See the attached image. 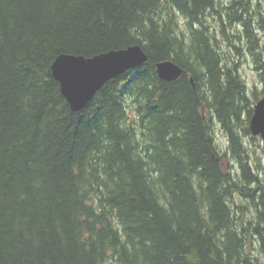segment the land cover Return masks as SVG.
Wrapping results in <instances>:
<instances>
[{
	"label": "trees",
	"instance_id": "1",
	"mask_svg": "<svg viewBox=\"0 0 264 264\" xmlns=\"http://www.w3.org/2000/svg\"><path fill=\"white\" fill-rule=\"evenodd\" d=\"M245 2L0 0V264H264V187L233 129L245 84L218 38L242 22L264 74ZM131 44L148 60L71 110L55 56ZM164 59L185 71L160 79Z\"/></svg>",
	"mask_w": 264,
	"mask_h": 264
},
{
	"label": "water",
	"instance_id": "2",
	"mask_svg": "<svg viewBox=\"0 0 264 264\" xmlns=\"http://www.w3.org/2000/svg\"><path fill=\"white\" fill-rule=\"evenodd\" d=\"M147 60L148 55L143 48L139 44H131L91 56L59 53L53 59L50 70L59 82L60 91L71 110L79 111L106 81L141 66ZM155 70L158 77L164 81H173L185 71L171 59L157 61ZM189 79L193 83L192 77ZM249 130L264 141V93L253 105Z\"/></svg>",
	"mask_w": 264,
	"mask_h": 264
},
{
	"label": "rangeland",
	"instance_id": "3",
	"mask_svg": "<svg viewBox=\"0 0 264 264\" xmlns=\"http://www.w3.org/2000/svg\"><path fill=\"white\" fill-rule=\"evenodd\" d=\"M229 1L230 0H221L222 6L229 4ZM243 2H245L244 8L247 10L246 14H249L250 28H252L257 40V47H254V52H260V59L263 60L264 0H243ZM241 5H238L239 9L242 7ZM226 33L228 37L218 36L220 49L224 56L225 63L228 66H236V73L239 74L245 84V95L247 97L245 106L239 110V120L236 121V119H234V122L237 124L233 126V129L241 140L245 149L243 154H246L251 169L256 173L261 181V185L264 187V141L259 135L255 136L250 131L245 130L247 123H249L247 109L253 108L254 103L264 93V74H261L259 63L255 61L254 55L249 49L250 43L244 33L242 22L236 21L230 27H227ZM234 45L238 49H236ZM212 126L215 142L219 151L226 152L230 161L237 165L231 148L229 147L228 130L223 126L219 118L215 116L212 117ZM248 186L254 187L256 185L251 184ZM244 201V198L241 197V200L237 199L236 203L240 204ZM253 254L259 255V250L255 242Z\"/></svg>",
	"mask_w": 264,
	"mask_h": 264
},
{
	"label": "bare ground",
	"instance_id": "4",
	"mask_svg": "<svg viewBox=\"0 0 264 264\" xmlns=\"http://www.w3.org/2000/svg\"><path fill=\"white\" fill-rule=\"evenodd\" d=\"M239 133V132H238Z\"/></svg>",
	"mask_w": 264,
	"mask_h": 264
}]
</instances>
